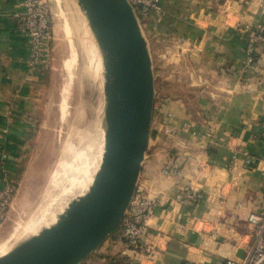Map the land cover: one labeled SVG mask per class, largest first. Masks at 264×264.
I'll return each mask as SVG.
<instances>
[{
	"label": "crops",
	"instance_id": "obj_1",
	"mask_svg": "<svg viewBox=\"0 0 264 264\" xmlns=\"http://www.w3.org/2000/svg\"><path fill=\"white\" fill-rule=\"evenodd\" d=\"M260 1L159 0L144 25L159 41L178 44L173 60L185 66L165 78L182 81L183 93L155 99L136 186L159 203L137 249L116 229L79 264H223L249 257L264 264V229L257 232L247 218L260 212L264 178V39L249 63L246 52V27L264 26ZM20 10L21 0H0V187L20 177L44 88L43 72L27 65ZM169 162L180 174L162 173ZM185 187L202 198L181 204Z\"/></svg>",
	"mask_w": 264,
	"mask_h": 264
},
{
	"label": "water",
	"instance_id": "obj_2",
	"mask_svg": "<svg viewBox=\"0 0 264 264\" xmlns=\"http://www.w3.org/2000/svg\"><path fill=\"white\" fill-rule=\"evenodd\" d=\"M98 48L106 100L104 147L86 192L0 264H79L124 218L146 153L155 98L148 45L128 0H77Z\"/></svg>",
	"mask_w": 264,
	"mask_h": 264
},
{
	"label": "rangeland",
	"instance_id": "obj_3",
	"mask_svg": "<svg viewBox=\"0 0 264 264\" xmlns=\"http://www.w3.org/2000/svg\"><path fill=\"white\" fill-rule=\"evenodd\" d=\"M49 5L53 22L51 67L42 73L44 88L35 111L37 121L29 153L24 160L20 177L13 186L14 195L7 218L0 227V255L54 223L71 201L85 193L87 181L100 162L98 146L105 132L101 57L77 0H49ZM136 17L150 52L156 90L154 102L161 95H166L169 99L181 95L185 87L181 89L177 83L182 81L175 83L171 78L165 79L178 70V64L181 69H185L184 64L173 60L178 44L159 41L157 36L147 32V25H144L146 19ZM83 143L85 151L77 149L69 160L83 168L80 187L63 195L61 185L51 190L48 183L63 159L66 145L80 148ZM47 193L56 194L61 199L60 205L53 210L54 219L38 215V210L46 202ZM42 196L44 197L41 199ZM37 218V224L27 230L29 222Z\"/></svg>",
	"mask_w": 264,
	"mask_h": 264
},
{
	"label": "built area",
	"instance_id": "obj_4",
	"mask_svg": "<svg viewBox=\"0 0 264 264\" xmlns=\"http://www.w3.org/2000/svg\"><path fill=\"white\" fill-rule=\"evenodd\" d=\"M137 16L142 19L150 18L153 13L159 11V0H128ZM260 6L264 11V0L260 1ZM19 31L25 37L28 48L27 65L32 72H45L51 67V46L53 38L52 12L49 0H21V10L16 14ZM247 28L248 43L246 52L247 62L252 61V54L256 43L264 39V26L256 24ZM186 124H184V127ZM261 139L264 140V116L261 120ZM243 162L250 167L253 159L247 152H243ZM163 174H180L176 164L165 163L162 168ZM262 201L260 212L250 213L248 221L255 226L257 232L264 229V178L261 182ZM14 187L5 184L0 187V227L5 222L9 208L12 204ZM202 198L201 194L195 193L191 188L185 187L179 195V202L184 205L196 204ZM159 203L157 196H148L136 189L129 203L123 220L119 224V231L123 240L133 249L140 246L143 238L146 220L152 214L154 208ZM223 264H257L253 258H246L244 262H237L226 259Z\"/></svg>",
	"mask_w": 264,
	"mask_h": 264
},
{
	"label": "bare ground",
	"instance_id": "obj_5",
	"mask_svg": "<svg viewBox=\"0 0 264 264\" xmlns=\"http://www.w3.org/2000/svg\"><path fill=\"white\" fill-rule=\"evenodd\" d=\"M90 45V44H89ZM96 45V44H95ZM94 58V57H93ZM92 58V59H93ZM95 60V59H94ZM98 64V63H96ZM96 68V67H95ZM100 84V83H99ZM104 87V86H103ZM104 89V88H103ZM105 111H106V100H105ZM95 114V113H94ZM96 125V124H95ZM97 130V129H96ZM97 133V132H96ZM98 134V133H97ZM99 136V135H98ZM90 138V137H89ZM89 141V140H88ZM81 142V141H80ZM92 142V141H91ZM84 144H82V146H80V148H76L72 145H66V147L64 148V151H63V159L62 161L59 163V165L57 166V169L55 171V174L54 176L52 177L49 186L50 189L52 190L54 187H56L57 189V186L61 185V189H62V195L65 194V193H71L75 190L78 189V187H80V179H81V169L83 168H80V166L78 167V165L76 164L75 161H69L73 155H75V151L77 149H81L82 152L85 151V149L83 148L84 147ZM99 147V154H100V162H101V158H102V154H103V147H104V138L103 140L101 139L100 141V146ZM80 151V150H79ZM80 151V152H81ZM86 161V160H85ZM100 162H98V166L96 168V170L94 171V173L92 174V176L88 179L87 181V184H86V188L84 190V192H86V190L88 189V187L90 186L92 180H93V176L95 174V172L97 171V169L99 168V165H100ZM83 165H85L83 163ZM82 165V166H83ZM92 166V165H91ZM84 173V172H83ZM80 174V175H79ZM47 187V188H48ZM46 188V189H47ZM49 190V188H48ZM50 191V190H49ZM48 192V191H47ZM51 193V192H49ZM49 193H47L48 195L46 196V202H44V204L40 207V209L38 210L39 213L38 215H41V217L47 215L49 216V218H52L54 219V216H53V210L58 207L61 203V199L60 198H57L58 196L56 194H53V195H49ZM55 193V192H54ZM45 194V193H43ZM82 194V193H81ZM84 194V193H83ZM82 194V195H83ZM54 195H56V197H54ZM45 196V195H44ZM42 196L41 199L44 197ZM70 197V196H68ZM67 197V198H68ZM45 199V198H44ZM67 200V199H66ZM41 201V202H42ZM68 201V200H67ZM42 204V203H41ZM39 204V205H41ZM59 211V210H58ZM58 214V213H57ZM56 216V214H55ZM37 220H39V218L37 219H32L28 226H27V230L31 229V227H33L34 225L37 224Z\"/></svg>",
	"mask_w": 264,
	"mask_h": 264
}]
</instances>
